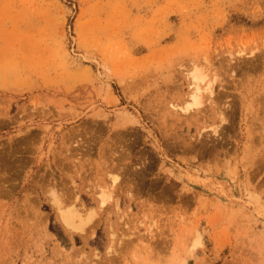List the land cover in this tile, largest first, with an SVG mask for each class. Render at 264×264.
Masks as SVG:
<instances>
[{"label": "rangeland", "instance_id": "obj_1", "mask_svg": "<svg viewBox=\"0 0 264 264\" xmlns=\"http://www.w3.org/2000/svg\"><path fill=\"white\" fill-rule=\"evenodd\" d=\"M0 264H264V0H0Z\"/></svg>", "mask_w": 264, "mask_h": 264}, {"label": "bare ground", "instance_id": "obj_2", "mask_svg": "<svg viewBox=\"0 0 264 264\" xmlns=\"http://www.w3.org/2000/svg\"><path fill=\"white\" fill-rule=\"evenodd\" d=\"M190 74V75H189ZM188 74V76H190L189 77V80H190V82H191V86L190 87H193V89L192 90H190V92H191V94H190V100H191V102L190 103H187V104H185L186 106H185V108H183V110H188L191 106H200L201 105V93L203 92V90H207V91H211L210 89V86L209 85H207L206 86V88H204V89H202V87L200 86V83H202L203 82V80L205 79V77L204 76H202V74H199L197 71H193L192 73H189ZM189 97H188V99H189ZM189 101V100H188ZM175 108V107H174ZM176 108H178V107H176ZM219 118H220V122H223L224 121V119L223 118H225V117H223V114L222 113H220L219 114ZM116 180V179H115ZM115 181H114V179L112 180V182L110 183L111 185H110V187L113 185V183H114ZM101 195V194H100ZM99 195V196H100ZM99 198H101L102 199V203L105 201V199H104V201H103V198H104V196H103V194L99 197ZM68 210H70V209H68ZM68 210H61V207L59 208V210H58V216H59V219H60V221L62 222V224L67 228V229H70V230H78L80 227H81V225H80V223H81V221H82V219H83V217L81 218V216H83V214L81 213V211H79V212H72V211H68ZM74 210V209H73ZM76 210V209H75ZM87 213V212H86ZM85 213V214H86ZM85 216V215H84ZM86 216H88V214L86 215ZM89 220H90V217L88 218ZM85 220V219H84ZM89 220H87V221H89ZM83 223V222H82ZM88 223V222H87ZM86 224V223H85ZM80 225V227H78ZM83 225V224H82ZM87 226V225H86ZM93 226V225H92ZM82 228V227H81ZM84 229H86V228H84ZM90 229H92V228H90ZM80 230V229H79ZM83 230V229H82ZM84 231V230H83ZM85 231H87V229L85 230ZM72 232H74V231H72ZM78 232V231H77ZM82 232V231H81ZM91 232H93L92 230H91ZM84 233V232H83Z\"/></svg>", "mask_w": 264, "mask_h": 264}]
</instances>
